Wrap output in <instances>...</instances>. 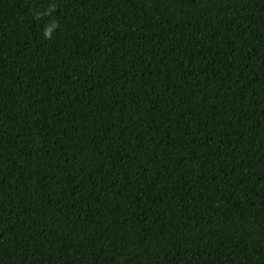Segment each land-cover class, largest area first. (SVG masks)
Instances as JSON below:
<instances>
[{"label":"trees","instance_id":"obj_1","mask_svg":"<svg viewBox=\"0 0 264 264\" xmlns=\"http://www.w3.org/2000/svg\"><path fill=\"white\" fill-rule=\"evenodd\" d=\"M0 264H264V0H0Z\"/></svg>","mask_w":264,"mask_h":264}]
</instances>
